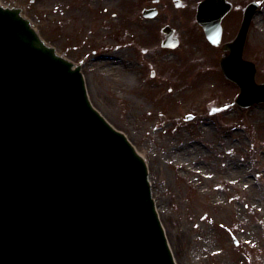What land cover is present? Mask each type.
<instances>
[{"label": "rangeland", "instance_id": "obj_1", "mask_svg": "<svg viewBox=\"0 0 264 264\" xmlns=\"http://www.w3.org/2000/svg\"><path fill=\"white\" fill-rule=\"evenodd\" d=\"M147 1L12 3L58 54L80 63L94 107L144 157L176 262L264 264V103L238 107V88L219 69L222 51L192 19H144ZM255 1L243 56L261 82L264 0ZM239 18L234 10L225 19L222 40ZM165 22L180 32L174 49L160 46Z\"/></svg>", "mask_w": 264, "mask_h": 264}, {"label": "water", "instance_id": "obj_2", "mask_svg": "<svg viewBox=\"0 0 264 264\" xmlns=\"http://www.w3.org/2000/svg\"><path fill=\"white\" fill-rule=\"evenodd\" d=\"M258 4L222 45L235 102L264 101L242 58ZM225 0H203L196 19L220 43ZM162 45L175 47L166 28ZM0 264H174L144 160L88 101L79 66L57 55L16 7L0 6Z\"/></svg>", "mask_w": 264, "mask_h": 264}, {"label": "flooded vegetation", "instance_id": "obj_3", "mask_svg": "<svg viewBox=\"0 0 264 264\" xmlns=\"http://www.w3.org/2000/svg\"><path fill=\"white\" fill-rule=\"evenodd\" d=\"M199 1L200 0H148L147 5L144 7L155 8L156 16L150 19L157 20L163 18L175 21L190 20L194 17L196 6ZM164 25L171 26L175 35L180 34L178 29H176V27L170 22H165L163 25H161L159 31Z\"/></svg>", "mask_w": 264, "mask_h": 264}, {"label": "bare ground", "instance_id": "obj_4", "mask_svg": "<svg viewBox=\"0 0 264 264\" xmlns=\"http://www.w3.org/2000/svg\"><path fill=\"white\" fill-rule=\"evenodd\" d=\"M86 90H87V88H86ZM87 93H88V90H87ZM142 155V154H141ZM179 157L180 158H182L183 159V162H184V158H187L188 159V156L187 155H184L183 153H181L180 155H179ZM179 163H180V165H182L181 163V161L179 160ZM148 168V167H147ZM150 182V181H149ZM155 207H156V204H155ZM156 210H157V207H156ZM157 214H158V211H157ZM158 217H159V220H160V223H161V226L163 227V231H164V234H165V237H166V240H167V242H168V239H167V236H166V231L164 230L165 228H164V225H163V223H162V221H161V218H160V216L158 215ZM168 244H169V247H170V249H171V245H170V243L168 242ZM171 252H172V250H171ZM172 255H173V253H172ZM173 257H174V255H173ZM175 259V258H174Z\"/></svg>", "mask_w": 264, "mask_h": 264}]
</instances>
